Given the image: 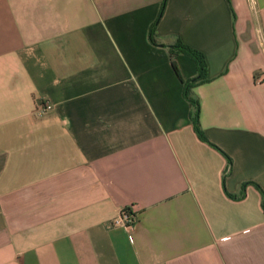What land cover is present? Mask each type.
<instances>
[{
	"label": "crops",
	"instance_id": "obj_1",
	"mask_svg": "<svg viewBox=\"0 0 264 264\" xmlns=\"http://www.w3.org/2000/svg\"><path fill=\"white\" fill-rule=\"evenodd\" d=\"M162 1L0 0V264H264V0Z\"/></svg>",
	"mask_w": 264,
	"mask_h": 264
},
{
	"label": "trees",
	"instance_id": "obj_2",
	"mask_svg": "<svg viewBox=\"0 0 264 264\" xmlns=\"http://www.w3.org/2000/svg\"><path fill=\"white\" fill-rule=\"evenodd\" d=\"M166 3H167V0L162 1L159 14H158L157 18L155 19V21L151 25L150 37H151L152 41H155V38L153 37V31H154V28L158 22V19L160 18V16L163 13V10L166 6ZM169 48H170V51L172 54L176 53V52H183V53L189 55L193 59V61L195 62V65H196V69H197L196 74L190 78L182 80L183 94L192 107L191 111H190V119H191V123L193 126V130L195 131V133L197 134V136L200 139L205 140V141L209 142L211 145L218 148L226 156L228 162H230L229 156L224 151H222L219 147H217L214 143L207 140V138L205 137L202 129L200 128L199 121H198V106H199L198 100L191 95V91H190L191 87L195 83H198L200 81L207 79V77H206V62H205V58H204L203 53L200 50H198L197 48L192 47V46L182 42L181 40H176V42L174 44L169 45ZM245 183L246 182L242 183L241 194L244 191ZM263 206H264V199H263Z\"/></svg>",
	"mask_w": 264,
	"mask_h": 264
},
{
	"label": "built area",
	"instance_id": "obj_3",
	"mask_svg": "<svg viewBox=\"0 0 264 264\" xmlns=\"http://www.w3.org/2000/svg\"><path fill=\"white\" fill-rule=\"evenodd\" d=\"M51 103L48 100H42L38 106V111L45 112L51 108ZM136 212L133 211L129 206L122 208L118 215L111 219L113 225L130 226L136 221Z\"/></svg>",
	"mask_w": 264,
	"mask_h": 264
}]
</instances>
